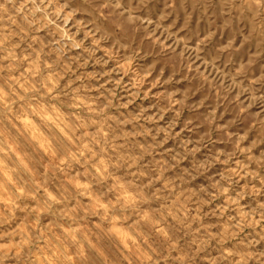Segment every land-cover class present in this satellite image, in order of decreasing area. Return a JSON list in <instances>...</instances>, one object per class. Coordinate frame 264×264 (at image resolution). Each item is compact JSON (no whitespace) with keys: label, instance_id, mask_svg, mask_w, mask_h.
Wrapping results in <instances>:
<instances>
[{"label":"clouds","instance_id":"1","mask_svg":"<svg viewBox=\"0 0 264 264\" xmlns=\"http://www.w3.org/2000/svg\"><path fill=\"white\" fill-rule=\"evenodd\" d=\"M0 264H264V0H0Z\"/></svg>","mask_w":264,"mask_h":264}]
</instances>
